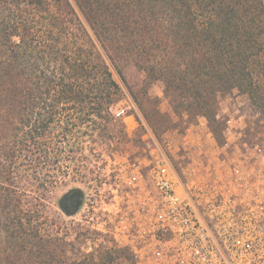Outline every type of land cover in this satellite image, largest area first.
Here are the masks:
<instances>
[{
    "label": "trees",
    "instance_id": "trees-1",
    "mask_svg": "<svg viewBox=\"0 0 264 264\" xmlns=\"http://www.w3.org/2000/svg\"><path fill=\"white\" fill-rule=\"evenodd\" d=\"M73 1L0 0V264H136L116 247L69 255L74 243L44 227L62 145L78 129V145L113 139L124 89L108 60L140 108L123 66L161 84L181 119L207 118L221 144L220 94L247 95L264 120V0Z\"/></svg>",
    "mask_w": 264,
    "mask_h": 264
},
{
    "label": "built area",
    "instance_id": "built-area-1",
    "mask_svg": "<svg viewBox=\"0 0 264 264\" xmlns=\"http://www.w3.org/2000/svg\"><path fill=\"white\" fill-rule=\"evenodd\" d=\"M112 114L132 120L136 146L91 188L92 232L136 264H264V145L245 139L241 111L222 144L205 117L160 138L129 97Z\"/></svg>",
    "mask_w": 264,
    "mask_h": 264
},
{
    "label": "rangeland",
    "instance_id": "rangeland-1",
    "mask_svg": "<svg viewBox=\"0 0 264 264\" xmlns=\"http://www.w3.org/2000/svg\"><path fill=\"white\" fill-rule=\"evenodd\" d=\"M72 2L76 6L73 0ZM76 8L78 9L77 6ZM97 46L105 54L98 42ZM108 63L114 73L115 79L124 89L123 98L114 107L116 110V108H121L126 104L128 97L134 102L135 100L126 84L119 77L116 68L109 60ZM123 69L126 73L127 81L132 85L136 83L135 86L138 88V95L140 96V100H142L143 107L140 108L137 103L136 105L142 117L147 122L145 118L146 114L151 117L153 122L158 124L157 128H152L160 138H164L165 135L173 132L183 133L189 126L199 122L200 118L194 119L186 115L181 119L179 115H176L170 98L165 94L161 84L157 83L147 89L144 85L145 77L139 69L133 65L123 66ZM146 90L148 93H146ZM218 102L219 113L224 115L221 119L225 120L227 115L234 116L238 111H241L246 117L245 139L249 142H258L264 145V120L251 105V101L247 95L234 90L230 93L220 94ZM127 121L129 125L123 120L113 122V127L110 128V134L113 136L112 141H104L98 138L97 142H93L91 138H84L78 145V140H74V138L86 131L85 129H78L75 132V137L62 145L65 148L67 157L69 154V160L67 158L62 164L65 167L63 170L66 172L65 174L58 175V182L52 194V203L46 202L45 218H47V224L44 227H51L60 237H64L69 242L74 243L75 246L71 249L69 255L76 254L77 256L75 257H80L84 254L96 255L102 249L111 248L98 234L91 231L83 210L77 215H68L62 209L60 201L71 189H79L84 195V203H88L91 188L105 179L108 157H118L125 152L134 151L136 139L130 138L134 124L131 119ZM70 150L73 153H69Z\"/></svg>",
    "mask_w": 264,
    "mask_h": 264
},
{
    "label": "flooded vegetation",
    "instance_id": "flooded-vegetation-1",
    "mask_svg": "<svg viewBox=\"0 0 264 264\" xmlns=\"http://www.w3.org/2000/svg\"><path fill=\"white\" fill-rule=\"evenodd\" d=\"M84 200V195L79 189H71L61 198L60 204L68 215L73 216L81 213L85 205Z\"/></svg>",
    "mask_w": 264,
    "mask_h": 264
}]
</instances>
